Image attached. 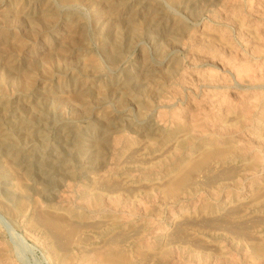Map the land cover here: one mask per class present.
<instances>
[{
	"label": "rangeland",
	"instance_id": "obj_1",
	"mask_svg": "<svg viewBox=\"0 0 264 264\" xmlns=\"http://www.w3.org/2000/svg\"><path fill=\"white\" fill-rule=\"evenodd\" d=\"M119 1L123 3V9L118 14V24L123 26L124 19L133 20L138 23L136 33H124L118 48L112 49L107 45L102 48V42L110 43L113 30L109 24L100 25L94 9L102 10L106 4L112 3L113 6L120 7ZM2 12L7 18L0 23L3 32V36H0V60L6 58L11 46V38L8 36H18L29 46L30 52L27 57L21 58L18 72L27 69L33 74V87L29 90H23L19 84L12 86L4 80L6 98L10 100L8 115L22 114L35 133L36 138L33 137L32 141L37 143L41 139L43 145L37 146L32 156L20 141L18 149L3 152L0 158L10 161L7 163L10 165L8 167L18 172L24 171L23 166L27 162L30 167L27 175L30 187L41 192L56 187L50 166L45 168L46 165L41 166L37 162L42 153L53 156L62 152L61 155L74 170L76 181H82L89 175H102L107 167L113 165L112 178L115 181L123 180L126 174L119 163L126 153V133L136 130L144 134L145 131L154 129L163 133L165 130L162 128L169 126L175 113L179 114L182 122L190 125L205 124V118H208L209 124L203 126L204 130H193L204 136L212 133L210 126L213 113H226V109L231 106L245 115L247 124L235 136L234 141L238 145L249 144L246 147L248 158L261 144L249 127L254 124L264 104V0H179L177 3L169 0H0V13ZM156 15L158 18L154 23L151 18ZM173 18L180 19L186 27L185 34L176 46L169 45L166 39V30ZM251 31L254 36L249 34ZM204 34L213 36L206 37ZM206 38H212L214 42L210 44ZM187 61H191L190 64ZM169 67L174 70L172 77L164 75ZM237 69L240 70L239 73ZM6 71L14 73L8 67ZM210 73L215 75L211 80ZM221 75L226 79L221 78L220 82ZM181 78L184 82H180ZM41 79H44L43 90L42 84L38 82ZM97 93L103 96L98 99ZM148 95L153 98L149 105L142 102L145 99L143 96ZM255 97L257 100H252ZM160 114H163L162 118ZM138 140L143 144L154 142V139L148 137ZM67 145H77L78 152L68 154ZM190 153L193 154V151ZM262 154L264 155V148ZM149 155L152 154L140 156L141 161L148 159ZM23 159L27 161L21 164ZM39 167L46 171L42 180L37 172ZM117 167L119 169L116 170ZM262 174L264 175V171ZM4 178L0 173V194L5 191L4 182L2 183ZM247 187L244 183L239 190L244 196L249 195ZM193 203L191 199H183L176 205L151 201L148 203L149 208L158 209V214L146 220L141 215H134V224L126 227V233L134 227L139 228L141 223L150 226L152 234L149 231L147 239H152L155 231L160 229L169 232L175 217L180 219V215L184 213L187 217L197 215L194 211L196 203ZM254 214L252 211L247 212L249 216ZM261 214L264 215V212ZM236 227L238 226L235 225ZM230 228L235 229L233 226ZM238 228L241 232L248 231L243 224ZM228 229L229 227L225 234L228 237L223 238L208 233L206 228L204 231L202 229L198 233L201 243L189 245V248L194 247L192 249H208H203L211 254L208 258L202 259L191 255L188 249H179L173 250L163 264H264V261L251 262L240 248V243H235V235L242 236L243 232H236L233 236V231L229 229V232ZM2 230L3 239L10 244L16 264H53L51 261L43 263L38 252L19 244L6 229ZM17 231L24 234L19 229ZM238 235L236 240L240 241ZM255 236L264 237V229L258 228ZM28 241L35 243L33 238ZM130 246L126 242V249L129 250ZM218 249L222 256L215 253ZM160 263L154 261L151 264Z\"/></svg>",
	"mask_w": 264,
	"mask_h": 264
},
{
	"label": "bare ground",
	"instance_id": "obj_2",
	"mask_svg": "<svg viewBox=\"0 0 264 264\" xmlns=\"http://www.w3.org/2000/svg\"><path fill=\"white\" fill-rule=\"evenodd\" d=\"M169 1L177 3L179 0ZM113 5L114 3L106 4L102 10L94 9L97 21L101 22L100 25L109 24L113 30L110 43L102 42L100 44L102 48L106 45L112 49L118 48L122 43L124 33H136L138 23L136 24L133 20L126 21L124 19L123 26L117 22L118 14L123 9L121 8L123 3L119 1L120 7ZM4 18L7 16L4 17L3 12L0 13V23ZM156 18H158L157 15L152 16L151 21L156 23ZM185 29L186 27L180 19L173 18L172 24L166 30L167 43L169 42V45L179 43V39L186 32ZM252 33L254 32L251 31L249 34ZM207 35L205 36L209 37L210 34ZM0 36H3L1 29ZM8 37L11 38L9 40L11 46L7 50L6 58L0 60V154L18 149V143L22 141L27 153L33 156L32 152L37 146L43 145V140L40 139L37 143L32 141L35 133L22 114L8 115L10 100L6 98L4 87V80L12 86L21 85L23 90L33 87L32 71L24 69L26 72H18L21 58L30 54L29 46L18 36L11 34ZM206 39L210 44L214 42L212 38ZM6 67L11 68L14 73H8ZM209 70L211 71V69ZM173 72L174 70L169 67L165 70L164 75L172 77ZM237 72L239 73L240 70ZM213 76L215 75L210 73L209 80L213 79ZM221 78H225L224 75L220 77V82ZM181 80L182 78L180 82ZM212 81L209 82L212 83ZM242 81L246 82V80ZM38 82L42 84L41 90L45 89L44 79ZM182 82L184 81L182 80ZM150 95L143 96L145 99L142 102L149 105L153 101ZM258 95L260 96V94ZM96 96L99 99L103 94L97 93ZM254 99L256 97L252 100ZM162 115L159 116L162 118ZM212 117L210 127L213 134L210 133V135L201 136L193 131L195 128L204 130L203 126L206 123L209 124L208 118H205V124L190 125L182 122L178 113L173 114V120L168 127L162 128L165 130L163 133L156 129L145 131L144 134L136 130L128 131L129 133H126V155L124 154L125 157H122V161L119 163L126 177H123V180L120 178L119 181L112 178L115 165L107 167L106 172L102 175H89L82 181H76L74 170L71 165H68V160L61 155L62 152L53 156L42 153L43 155L37 158V162L41 166L46 165L45 168L50 166L56 187H46L48 189L41 192L29 186V176L27 175L30 167L27 162L24 163L26 159L21 161V164L24 163V171L18 172L8 167L10 165L7 163L9 164L10 161L6 162L0 158V173L5 177L2 181L5 191L0 194V264H16L10 244L3 239L2 228L6 229L19 244L29 246L38 252L43 263L51 261L53 264H151L156 261L163 264L168 260L173 250L179 249H188L187 251L191 255L202 257V259L208 258L207 256L211 254L204 251L205 247L202 245V250L192 249L194 248L192 246L189 248L192 243H201L198 233L206 228L208 233L223 238L228 237L225 234L229 227L234 236L236 232L240 231L238 227L242 224L248 231H242L244 234L241 235L245 238L236 234L240 241L236 240L237 236L235 235V243H240V248L251 262L264 261V237L255 236L258 228L264 229V215L261 214L262 211L264 212V175L262 174L264 171V155L262 154L264 148V104L254 124L249 125L250 131L261 143L249 158L246 153V147L249 144L243 146L241 145L243 143L240 142L241 144L238 145L234 141L235 136L247 127L245 115H241L239 111L230 106L226 109V113L215 112ZM159 121L161 122V120ZM200 121L202 119L198 120V123ZM143 137L154 139V142L139 143L138 138ZM158 137L161 138L158 140ZM67 149L68 154L78 152L77 145H67ZM188 150L193 151V154ZM95 152L94 150L93 153ZM148 153L152 155L141 161L142 157L140 156ZM83 156L85 157V154ZM117 169L119 168L117 167ZM37 172L42 180L46 171L39 167ZM112 179L116 182L115 186H113ZM244 183L248 186L249 195L247 196L239 191ZM45 191L49 193L46 194ZM183 199H191L196 203L194 209L197 212L196 216L187 217L184 213L180 215L182 216L180 219H175V217L171 225L172 230L169 228L171 231L167 232L162 229L155 231L152 239L146 237L149 231L152 234L147 223H143V225L141 223L139 228L134 227L126 233V227L132 226L134 215H141L146 220L153 217L154 214H158V209H154L156 206L153 208L154 210L149 208V202L158 201L163 205H176ZM171 211L173 212V209ZM248 211L255 212L254 216L247 215ZM235 225L238 227L235 228ZM230 226H233L236 231L232 230ZM18 229L24 234L17 231ZM241 229L243 230V228ZM117 232L119 235L116 234V236ZM114 235L115 237H113ZM29 238H33L35 243H29ZM126 242L131 244L129 250L126 249ZM195 244L193 245L197 246ZM219 251L220 249L215 253L222 256Z\"/></svg>",
	"mask_w": 264,
	"mask_h": 264
}]
</instances>
